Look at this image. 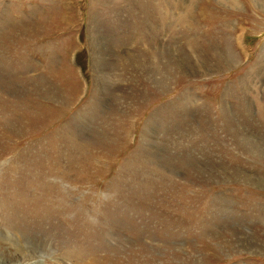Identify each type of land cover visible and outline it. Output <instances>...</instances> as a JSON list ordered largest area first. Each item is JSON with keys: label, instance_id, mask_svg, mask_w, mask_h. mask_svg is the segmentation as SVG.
Segmentation results:
<instances>
[{"label": "rangeland", "instance_id": "374dc122", "mask_svg": "<svg viewBox=\"0 0 264 264\" xmlns=\"http://www.w3.org/2000/svg\"><path fill=\"white\" fill-rule=\"evenodd\" d=\"M0 264H264V0H0Z\"/></svg>", "mask_w": 264, "mask_h": 264}, {"label": "crops", "instance_id": "0c3cea01", "mask_svg": "<svg viewBox=\"0 0 264 264\" xmlns=\"http://www.w3.org/2000/svg\"><path fill=\"white\" fill-rule=\"evenodd\" d=\"M61 25V23H59V26Z\"/></svg>", "mask_w": 264, "mask_h": 264}]
</instances>
